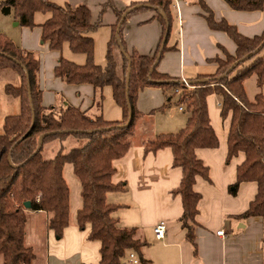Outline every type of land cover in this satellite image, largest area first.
<instances>
[{
  "label": "trees",
  "instance_id": "1",
  "mask_svg": "<svg viewBox=\"0 0 264 264\" xmlns=\"http://www.w3.org/2000/svg\"><path fill=\"white\" fill-rule=\"evenodd\" d=\"M206 12L209 26L227 32L238 48L235 56L227 53V59L218 58V68L213 74H203L197 79L202 83L189 86L182 79L171 77L158 71V64L152 72L166 30L165 47L171 35L174 22L175 0H148L143 6L130 10L120 28L122 38L127 18L137 12H155L163 27V37L153 56L143 55L136 49L128 50L131 58V78L129 92L126 88L128 58L123 55L125 77L117 71L114 46L118 45L116 31L124 12L135 7L132 3L125 10L115 8L117 23L109 42L107 66L95 62V41L89 34L96 31L101 21H93L91 9L86 5H58L50 0H6L1 4L5 14L13 13L22 26L35 27L36 12H52V17L43 25L42 40L49 41L53 50H61L68 42L77 53H85L87 62L76 64L61 57L55 75L69 84H92L102 98L101 91L111 85L114 98L123 109L122 121H107L102 115L92 116L86 111L69 104L62 109L46 108L42 105V90L39 87L40 60L36 53L23 49L5 34H0V70L10 69L21 79L19 86L6 84L7 95L20 99L19 114L8 115L4 132L0 134V256L2 264H35L36 255L32 247L25 243L28 210L45 211L51 214L48 227L62 238L70 222V186L65 178L66 164L73 166L74 174L81 183L83 206L78 211L77 220L81 229L91 224L92 240L101 242L99 264H125L128 255L142 253L145 242L135 237L136 228H123L114 215L120 205L107 200V194L125 189L124 184L115 183L114 161L124 157L132 146L137 121L143 116L137 107L139 92L149 86L174 87L182 89L179 104L186 106L188 118L185 127L177 132L160 133L144 143L145 153L171 148L173 166L182 169L180 185L173 189L174 196H180L183 213L180 217L183 227L188 229L192 239L193 227L197 224L198 204L202 198L195 190L197 178L209 179V167L198 158V148H216L219 138L211 123L207 99L211 94L222 97L224 118L232 114L228 136L226 162L230 163L240 152L245 159L237 167L236 182L231 185V193L236 194L239 185L245 181L258 184L256 197L240 218L260 216L264 218V94L259 93L250 100L245 91V81L255 76L259 85H264V55L261 51L242 61L226 77L224 74L231 65L245 57L264 42V33L255 37L241 34L237 27L225 19L218 21L205 0H195ZM235 10L258 11L264 8V0H225ZM112 3L109 0L104 6ZM106 8V7H105ZM158 9V10H157ZM164 11L167 20L160 14ZM161 53V57L163 55ZM160 57V59H161ZM159 59V61H160ZM252 62L245 65V62ZM31 90L32 102L30 101ZM129 94L132 120L129 118ZM100 98V99H101ZM49 133L38 148L39 138ZM26 134V135H25ZM25 135V136H24ZM73 142V146L71 145ZM55 144L53 156L47 155L49 145ZM30 201V208L25 202ZM144 262L146 260L143 259Z\"/></svg>",
  "mask_w": 264,
  "mask_h": 264
},
{
  "label": "crops",
  "instance_id": "2",
  "mask_svg": "<svg viewBox=\"0 0 264 264\" xmlns=\"http://www.w3.org/2000/svg\"><path fill=\"white\" fill-rule=\"evenodd\" d=\"M5 1L0 0V34L7 35L16 45L33 51L38 56L42 105L62 109L71 104L92 116L102 115L107 121H122L123 109L114 98L113 86H105L101 91V98L92 84H69L55 75L61 57L84 65L87 55L74 52L68 42L64 43L61 50H53L49 41L42 40V25L52 17V12H36V26H22L12 12H2L1 4ZM50 1L61 6L86 5L92 11L93 21H101L99 28L89 35L95 41V62L105 68L108 63L109 42L117 23L115 8L125 10L134 2L140 5L148 0H112L108 9L104 5L109 0ZM205 1L218 21L225 19L236 26L241 34L255 37L264 33V8L258 11L235 10L225 0ZM173 14L172 27L176 29V34L168 40L167 49L163 51L158 64L160 73L192 81L203 74L215 73L218 58L226 59L227 53L236 55V42L227 32L209 26L206 12L195 0H178ZM155 16V12L136 15L124 27L122 38L128 50L136 49L149 56L157 52L163 37L162 24L157 18L146 22ZM114 54L118 74L122 77L123 55L118 46L114 47ZM250 62L246 61L245 65ZM15 79L19 86L21 79L18 74ZM171 95L169 88L161 86H149L139 92L137 107L143 116L137 121L131 148L124 157L114 161L116 171L113 181L124 184L125 189L109 192L107 200L120 205L114 213L119 225L123 228H136L135 237L146 243L142 253H131L137 262L130 261L129 254L125 264H264V218L238 217L256 197L258 184L255 181H245L239 185L236 194L231 193L230 187L237 179V167L245 159V154L240 152L230 163L226 162L232 114L226 118L222 116V97L217 94L209 95L207 104L211 123L219 138V146L196 150L198 158L209 167V179L199 176L194 186L202 198L198 204L199 213L192 239L188 238V229L183 227L180 220L183 213L181 197L172 194L173 189L180 185L182 169L173 166L171 148L147 154L144 149L147 140L160 134L155 131L157 126L156 121H153L154 110L165 107L164 100L167 96L170 99ZM187 118L188 116L185 121L174 120L171 125L180 129ZM163 124L164 122L160 123L161 126ZM167 125L170 124L165 126ZM71 172L77 180V198L78 184L81 189V183L74 174L73 166L66 164L64 175L67 182L68 179H73ZM82 206V198L73 204V208L70 206V222L62 238H57L55 231L48 227L51 214L45 211H27L25 243L34 250L35 264L100 263L102 245L100 241L89 238L91 224L83 229L78 224L77 215ZM160 221L167 223V232L162 240H158L154 232L155 225ZM221 229L225 230L224 235L217 234ZM1 258L0 256V264L3 263Z\"/></svg>",
  "mask_w": 264,
  "mask_h": 264
},
{
  "label": "rangeland",
  "instance_id": "3",
  "mask_svg": "<svg viewBox=\"0 0 264 264\" xmlns=\"http://www.w3.org/2000/svg\"><path fill=\"white\" fill-rule=\"evenodd\" d=\"M106 9H108V6L106 7ZM149 13H151V12L150 11H141V12L131 14L127 18L126 25H129L130 20H132V19L134 20V17L136 15L149 14ZM144 22H143V24H145ZM146 22L147 23L151 22V20L149 19ZM149 27L150 26H148L147 29H149ZM135 29H137V27H135ZM135 29H134V31H135ZM141 34H144V33H141ZM175 34H176V29H174L172 27L170 38L172 37V35L174 36ZM137 35L139 36V34H137ZM114 47H116V46H114ZM261 55H264V49L261 52ZM226 59H223V60H226ZM249 61L252 62V59H250ZM16 76H17V73H15L13 70H10V69L0 70V134H2L4 132V125H5L6 116L19 114V112L21 111L20 99L16 98V97L9 96L5 92L6 84L11 83L13 85H16V79H15ZM123 77H125L124 60H123V74H122L121 78H123ZM193 88L189 87L188 90L193 89ZM245 91H246L247 97L249 99L253 100L255 98V95H257L259 93L264 94V85L260 86L258 81L256 80V77L252 76V77H249L248 79H246ZM169 92L172 95L170 96V99H169V96H167V98H165V100H164L165 107L162 108V106H161V107H158L157 109L154 110L153 121L154 122L156 121V126H157V128L155 129L156 132H160V133L177 132L179 129L173 128L174 125H171V123H173L174 120H178V119H183L185 121L186 116H188V112L186 111V106L179 104V96H177L178 94H176L175 88L170 87ZM181 106L185 110L184 109L180 110ZM161 122H164L163 126L160 125ZM167 123H169L170 125L165 126ZM185 125H186V122L185 123L183 122L180 129L185 127ZM69 146H73V142H71V145H69ZM54 147H55V144H51L48 146V148H47V155L48 156L54 155L52 152V149ZM67 166L70 167V165H67ZM71 176L73 177V179L75 178L73 176L72 172H71ZM73 179L72 178L68 179V184L70 185V188H71L70 206L72 208H73V204L76 203L79 198H82V196H81L82 188L80 189L79 184H78V192L79 193H78L77 198H76L77 193H75V192L77 191V184H76L77 180H76V178H75V180H73ZM121 225H124V223L121 222ZM1 259L3 260V258H1ZM130 261L137 262L136 258L135 259L131 258ZM0 262H1V260H0Z\"/></svg>",
  "mask_w": 264,
  "mask_h": 264
},
{
  "label": "water",
  "instance_id": "4",
  "mask_svg": "<svg viewBox=\"0 0 264 264\" xmlns=\"http://www.w3.org/2000/svg\"><path fill=\"white\" fill-rule=\"evenodd\" d=\"M141 6H143V4L136 5L135 7H132V8L127 9V10L124 12L123 16H122L121 21H120V23L118 24V29H117V31H116V39H117V42H118V45H117V46H118L120 52H121L122 54H124V55L128 58V60H129V63H128V71H127V75H126V88H127V92H129V84H130L131 70H132V69H131V58H130V56L128 55V53H127V51H126V49H125V47H124V45H123V43H122V39H121V37H120V28H121V26H122L124 20L126 19L127 14L130 12V10H133V9H135V8H139V7H141ZM157 10H158V9H157ZM160 14H161V15L167 20V17H166V15H165V12H164V11H160ZM168 32H169V30L167 29L166 32H165L164 38H163V42H162L161 47H160V52L158 53L157 58H156V61H155L154 65L152 66L150 72H152V71L154 70V68L156 67V65H157L158 62H159V59H160V57H161V53H162V51H163V49H164V47H165V43H166V40H167ZM263 48H264V42H263V43H262V44L256 49L255 52H251V53L247 54L245 57H243V58L239 59L238 61L234 62V63L231 65V67H229V69H227L226 72H225L224 74L218 76V78H223V77L228 76V75L234 70V68L237 67V65H239L242 61H245V60H247L248 58H251L255 53L261 51ZM204 81H206V79H195V80H192V81H191V80H190V81H189V80H186V81H185V79H182V80H181V82H183V83L187 82V84H189V85H192V84H193V85H196V84H198V83H202V82H204ZM29 95H30V101L32 102V97H31L32 95H31V90H30V89H29ZM127 99H128V103H129V118H128V121H127L126 123L120 125L121 127H126V126H128V125L130 124L131 120H132V108H131V106H130L129 94H128V93H127ZM48 134H49V133H44V134H42V135L40 136V138H39V143H38V148H37L36 152H38V151L42 148V146H43V142H44V138H45ZM25 135H26V134H25ZM25 135H24V136H25ZM24 205H25V207H26L27 209H29L31 203H30V201H26Z\"/></svg>",
  "mask_w": 264,
  "mask_h": 264
},
{
  "label": "built area",
  "instance_id": "5",
  "mask_svg": "<svg viewBox=\"0 0 264 264\" xmlns=\"http://www.w3.org/2000/svg\"><path fill=\"white\" fill-rule=\"evenodd\" d=\"M176 4L178 2V0H175ZM186 81V80H185ZM186 85H188L189 87H191L189 84H187V82H185ZM176 94H180L182 92V89H176L175 90ZM181 109H184L182 106L180 107ZM154 232H155V236L158 240H162L164 239L166 232H167V223L165 221H160L158 222L155 227H154ZM218 235H224L225 234V230L221 229L217 232ZM132 259H135L134 254L130 255ZM137 261V260H136Z\"/></svg>",
  "mask_w": 264,
  "mask_h": 264
}]
</instances>
